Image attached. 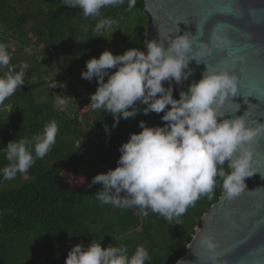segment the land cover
<instances>
[{"label":"trees","instance_id":"16d2710c","mask_svg":"<svg viewBox=\"0 0 264 264\" xmlns=\"http://www.w3.org/2000/svg\"><path fill=\"white\" fill-rule=\"evenodd\" d=\"M127 2L103 8L101 17L86 19L81 9L63 6L62 0H0V44L11 54L10 66L18 71L20 64L29 65L25 84L0 104V169L8 164L4 147L10 141L31 140L52 120L58 125L56 143L45 157L35 159L26 174L18 173L13 180L0 175V185L29 178L26 185L0 195V264H65L73 246L87 247L94 239L105 248L126 246L129 255L143 245L150 257L146 264H175L185 255L202 216L224 191L218 177L211 199L201 196L172 222L96 199L102 185L90 186L91 180L117 167L119 149L130 134L142 131L140 121L150 127L165 123L163 112L144 115L146 106L137 102L141 112L112 128L114 117L89 104L98 87L95 78L81 76L89 59L99 58L105 50L144 51L151 16L144 10V0H137L131 10ZM101 18L116 23L97 33L93 29ZM7 70H0V76ZM55 80L66 86L50 89ZM164 86L171 85L165 81ZM173 95L179 99L175 89ZM223 167L230 171L227 162Z\"/></svg>","mask_w":264,"mask_h":264},{"label":"clouds","instance_id":"9594fccd","mask_svg":"<svg viewBox=\"0 0 264 264\" xmlns=\"http://www.w3.org/2000/svg\"><path fill=\"white\" fill-rule=\"evenodd\" d=\"M124 3L125 0H62L63 6L81 9L86 19L101 17L103 8ZM136 3L137 0H128V10ZM115 23L114 19L101 18L93 30L101 33ZM166 40L167 48L155 39L148 41L147 53L139 48L127 49L123 54L105 50L99 58L93 57L86 62L81 76L98 81L97 90L90 94L89 104L93 110H102L114 117L112 128L117 127L121 119L134 118L141 112L137 102L146 106L142 110L144 115L164 113L163 126L150 127L140 121L142 131L130 134V139L122 144L117 167L91 180L90 186L102 185L96 192V199L115 208H137L143 217L151 212L172 222L201 196L211 199L218 177L222 179L227 199L232 200L245 191L246 178L255 174L251 171V146L258 137L264 136V124L257 122L252 127L244 114L234 119H219L223 115L218 109L240 91L239 77L235 73L219 71L205 62L217 49L231 46L226 32L214 29L211 43L202 41L195 49L189 32L174 39L168 35ZM192 60L206 64L207 70L199 82L192 83L176 99L174 89L165 87L164 82L174 80L179 84L187 80L193 72L189 67ZM10 62L11 54L0 44V70L8 69L0 76V104L25 84L24 77L29 69L27 63H22L17 71ZM57 86L66 85H58L56 80L50 83V89ZM56 96L58 103L63 105L65 101L59 94ZM232 104L235 112L241 107L233 101ZM105 130L110 134L107 125ZM57 134V122L52 120L31 140L10 141L4 147L8 164L0 169L3 179L13 180L18 173L26 174L36 158H43L50 152ZM226 162L228 172L223 167ZM200 244L209 253L204 257V264H223L218 259L220 253L216 249L219 245L213 235L202 236ZM149 259V252L143 245H138L129 255L126 246L105 248L94 239L87 247L83 243L73 246L65 264H146Z\"/></svg>","mask_w":264,"mask_h":264},{"label":"water","instance_id":"95a60500","mask_svg":"<svg viewBox=\"0 0 264 264\" xmlns=\"http://www.w3.org/2000/svg\"><path fill=\"white\" fill-rule=\"evenodd\" d=\"M144 10L151 16L145 36L165 44L185 32L192 34L194 49L201 42L211 43L214 28L204 26L203 17L211 14L216 24L230 37L229 48L217 49L206 63L219 71L228 70L239 77L240 91L218 111L219 119H234L244 114L247 123L255 127L264 124V0H144ZM198 28L200 29L198 31ZM179 31V32H178ZM194 55V53H190ZM192 75L182 83L167 81L180 97L189 86L202 79L206 64L192 60ZM187 71V69H186ZM251 171L245 180V191L229 200L225 193L202 216L201 226L195 227L186 253L175 264H204L209 253L200 244L204 235L218 241L217 252L223 264H264V136L252 144ZM199 229V232H197Z\"/></svg>","mask_w":264,"mask_h":264},{"label":"rangeland","instance_id":"374dc122","mask_svg":"<svg viewBox=\"0 0 264 264\" xmlns=\"http://www.w3.org/2000/svg\"><path fill=\"white\" fill-rule=\"evenodd\" d=\"M1 29V28H0ZM2 32L0 30V36H2ZM29 182L28 177H22L19 180H14V181H9L4 184L0 185V195L7 192V191H12V190H17L20 187L26 185Z\"/></svg>","mask_w":264,"mask_h":264},{"label":"snow or ice","instance_id":"6c2138e0","mask_svg":"<svg viewBox=\"0 0 264 264\" xmlns=\"http://www.w3.org/2000/svg\"><path fill=\"white\" fill-rule=\"evenodd\" d=\"M203 20H204V26L212 25L214 28L222 27V25L215 23L214 18L211 14L203 17Z\"/></svg>","mask_w":264,"mask_h":264}]
</instances>
